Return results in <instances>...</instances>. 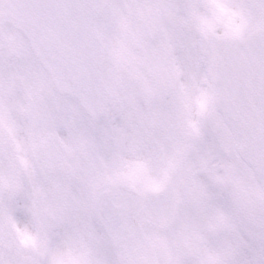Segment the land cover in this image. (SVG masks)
<instances>
[{"label":"snow or ice","instance_id":"snow-or-ice-1","mask_svg":"<svg viewBox=\"0 0 264 264\" xmlns=\"http://www.w3.org/2000/svg\"><path fill=\"white\" fill-rule=\"evenodd\" d=\"M0 264H264V0H0Z\"/></svg>","mask_w":264,"mask_h":264}]
</instances>
